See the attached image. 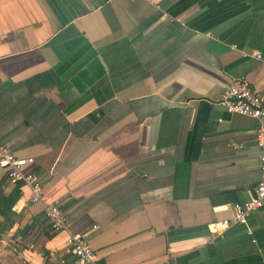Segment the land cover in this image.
<instances>
[{
  "label": "crops",
  "instance_id": "crops-1",
  "mask_svg": "<svg viewBox=\"0 0 264 264\" xmlns=\"http://www.w3.org/2000/svg\"><path fill=\"white\" fill-rule=\"evenodd\" d=\"M240 78L264 91V0H0V142L43 188L0 169V264H70L76 231L97 264H264V201L215 233L261 175Z\"/></svg>",
  "mask_w": 264,
  "mask_h": 264
},
{
  "label": "built area",
  "instance_id": "built-area-1",
  "mask_svg": "<svg viewBox=\"0 0 264 264\" xmlns=\"http://www.w3.org/2000/svg\"><path fill=\"white\" fill-rule=\"evenodd\" d=\"M257 57L260 58L261 55L257 54ZM219 104L229 113L258 120L255 140L260 149L261 175L249 199L233 204V217L215 223L216 234H220L223 229L232 224L246 226L249 214L262 207L264 201V91L254 89L247 79L240 78L223 91ZM33 162V157L18 156L8 145L0 142V169L5 173L10 183H22L30 188L28 198L32 203L43 199V188L38 177L34 172L25 170V167ZM44 215L53 231L65 228V217L56 203H46ZM66 245L72 255L70 264H97V254L81 232H70L66 239Z\"/></svg>",
  "mask_w": 264,
  "mask_h": 264
},
{
  "label": "water",
  "instance_id": "water-1",
  "mask_svg": "<svg viewBox=\"0 0 264 264\" xmlns=\"http://www.w3.org/2000/svg\"><path fill=\"white\" fill-rule=\"evenodd\" d=\"M174 104H179V103H174Z\"/></svg>",
  "mask_w": 264,
  "mask_h": 264
}]
</instances>
